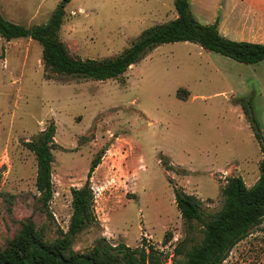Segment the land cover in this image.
I'll list each match as a JSON object with an SVG mask.
<instances>
[{
    "label": "rangeland",
    "instance_id": "rangeland-1",
    "mask_svg": "<svg viewBox=\"0 0 264 264\" xmlns=\"http://www.w3.org/2000/svg\"><path fill=\"white\" fill-rule=\"evenodd\" d=\"M62 1L0 0V12L32 27L46 24ZM191 1L200 23L220 21L222 11L213 3ZM177 16L175 0H71L59 37L74 58L110 59L144 31ZM42 53L37 41L0 36V247L28 218L49 240L66 232L71 190L85 184L102 151L91 178L100 226L76 238L74 250L81 254L101 237L131 248L144 239L159 249L165 264H173L178 243L191 237L199 244L203 237L198 222L188 235L175 185L202 201L208 221L222 209L230 177H242L248 187L258 181L263 155L236 99H252L264 140V61L243 64L179 42L148 52L121 79L82 81L46 74ZM180 90L182 98L189 93L187 99L179 98ZM51 123L57 144L53 219L39 202L37 159L25 144ZM232 166L234 173L225 175ZM167 233L171 240L164 245ZM223 264H264V222Z\"/></svg>",
    "mask_w": 264,
    "mask_h": 264
},
{
    "label": "trees",
    "instance_id": "trees-1",
    "mask_svg": "<svg viewBox=\"0 0 264 264\" xmlns=\"http://www.w3.org/2000/svg\"><path fill=\"white\" fill-rule=\"evenodd\" d=\"M71 0H63L52 13L46 24L25 27L8 21L0 12V36L6 41L31 39L41 44L44 71L73 77L82 81H108L123 78L131 66L139 63L148 52L171 43L190 42L204 50L230 58L236 62L254 65L264 61V45L247 41H234L221 35L218 22L202 24L192 12L190 0H175L177 18L166 24L155 25L144 31L132 45L115 58L81 60L70 55L60 40L59 32L66 15V6ZM50 79V77H49ZM180 99H187L180 96ZM246 119L259 142L263 160L261 175L256 184L248 187L242 177L232 176L222 189L224 204L222 209L205 220L202 201L187 194L175 185L178 210L186 225L188 235L194 231V222L201 223L202 240L192 244L186 237L175 248L173 264H223L231 251L251 231L264 222V140L261 126L255 116L252 99L239 98ZM56 126L51 123L26 147L36 156V187L40 193L42 210L53 219L50 204L54 198L53 151ZM104 151L96 157L88 172L87 181L79 188L71 190L72 215L68 230H60L54 240L45 237L43 229H38L31 218L24 220L21 228L0 247V264H165L163 254L144 239L141 246L131 248L124 243L111 244L106 237L98 239L96 245L86 253L74 250L76 238L85 230L100 226L95 214V195L91 178L101 164ZM166 170L171 167L163 163ZM171 183H174L170 179ZM171 233H167L164 245L170 243ZM179 257V258H178ZM178 258V259H177Z\"/></svg>",
    "mask_w": 264,
    "mask_h": 264
},
{
    "label": "crops",
    "instance_id": "crops-1",
    "mask_svg": "<svg viewBox=\"0 0 264 264\" xmlns=\"http://www.w3.org/2000/svg\"><path fill=\"white\" fill-rule=\"evenodd\" d=\"M190 2L193 7L191 0ZM203 3H213L218 11H222L218 22L221 35L238 42L264 45V0H204ZM230 20L232 30L228 28ZM233 170L234 166L225 171V175H232Z\"/></svg>",
    "mask_w": 264,
    "mask_h": 264
}]
</instances>
